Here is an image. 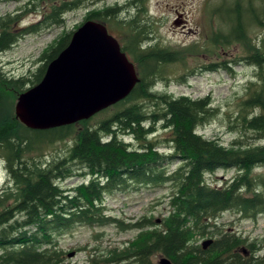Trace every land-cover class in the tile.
Instances as JSON below:
<instances>
[{
    "label": "trees",
    "instance_id": "obj_1",
    "mask_svg": "<svg viewBox=\"0 0 264 264\" xmlns=\"http://www.w3.org/2000/svg\"><path fill=\"white\" fill-rule=\"evenodd\" d=\"M104 1L32 0L45 3L37 22L21 27L19 14L0 19L1 56L24 36L64 28L67 14L82 11L83 21L75 29L91 20L123 32L122 51L131 57L139 78L127 98L92 118L33 131L15 117V101L27 85L41 81L46 65L68 45L72 31L63 30L43 50L41 64L30 77H9L0 70V160L7 177L0 189V264H70L69 253L56 237L77 225L137 232L124 247L93 256L89 264H154V257L171 264H264V241H251L216 224L226 212L241 220L264 216V176L254 174L264 167V0H221L210 12L223 20L225 29L210 34L207 47L172 49L151 38L144 0H136L138 8L134 1L94 8ZM254 28L259 32L252 38ZM234 46L239 53L231 62L254 72L236 104L235 125H228L240 137L224 145L197 132L218 114L209 96H173L155 91V83L167 81L168 67L185 66L188 56L205 52L218 61L219 50ZM229 63L203 68L230 72ZM183 80L181 75L176 82ZM225 116L231 122V116ZM159 130L164 137L158 139ZM245 134H250V142L243 140ZM64 142L63 156L41 160L43 149ZM173 163L175 169L168 172ZM229 169L236 171L230 180L207 182V175ZM74 176L81 182L63 187L61 183ZM164 184L172 192L160 219L125 223L105 206L108 195ZM205 237L214 239L203 250L198 241Z\"/></svg>",
    "mask_w": 264,
    "mask_h": 264
},
{
    "label": "rangeland",
    "instance_id": "obj_2",
    "mask_svg": "<svg viewBox=\"0 0 264 264\" xmlns=\"http://www.w3.org/2000/svg\"><path fill=\"white\" fill-rule=\"evenodd\" d=\"M32 0H8L0 2V19L8 15L19 14L20 26L25 27L37 22L45 11V3L31 4ZM128 1L136 0H105L94 8L101 6H112L117 3L119 6ZM221 0H144L146 22L152 33L151 38L162 47L181 48L191 44H197L204 48L208 46L207 37L215 31L224 30L223 20L211 14V9L217 6ZM135 12L137 9L134 8ZM65 26L41 30L39 33L24 36L10 50L0 56V68L9 77H30L36 68L41 64L39 58L43 52L64 30L74 31L75 26L83 21V12L76 11L65 16ZM107 31L119 43L121 49L125 38L123 32L112 24H104ZM250 37L258 34L259 30L254 28ZM218 52V49H217ZM125 53V52H124ZM239 53L238 47H230L219 50L221 59L217 61L214 54L199 52L188 56L185 59V66L182 64L168 67L167 81L155 83V91L166 92L173 96L185 95L193 99L209 96L213 106L218 108V114L206 126L197 130L199 135L210 139H219L224 145H228L235 138L240 137L236 130H229V126L235 125V109L240 98L244 96L245 83L253 74V69L235 61V54ZM126 54V53H125ZM126 56L131 61V57ZM230 62L228 66L231 71L216 69L213 72L206 71L203 67L213 66L214 63L222 61ZM132 62V61H131ZM133 63V62H132ZM183 75V82H176L179 76ZM36 86V85H33ZM27 85V89L33 87ZM25 87V88H26ZM25 89V91L27 90ZM23 91V92H25ZM16 102V101H15ZM146 107L148 104H145ZM98 115L92 120V124L107 116ZM230 115V121L225 115ZM250 134L243 135V140L250 142ZM156 137L163 138L164 133L159 130ZM126 140V139H125ZM126 141H130L129 139ZM67 142L55 143L43 149L42 161L52 157L63 156ZM38 156V154H37ZM1 162V161H0ZM176 163L170 165L168 172L175 169ZM236 171L217 170L214 174L207 175V182L222 183L234 177ZM254 174L264 176V167L254 170ZM81 177L74 176L61 184L68 188L81 182ZM7 177L3 164H0V189L6 184ZM172 192L169 184L161 186L131 188L122 193H114L105 197V206L109 213L125 223H133L142 217L160 219L167 212L168 197ZM217 227L223 231H236L242 237L249 240L264 241V216H258L256 220H241L233 212H226L216 220ZM137 232L129 230L121 232L114 226L88 227L77 225L68 230L62 231L56 241L61 249L73 254L67 260L70 264H89L91 257H102L108 251L121 249L126 243L135 238ZM214 237H205L203 241ZM158 257L153 258V263L158 264ZM124 264H134L127 262Z\"/></svg>",
    "mask_w": 264,
    "mask_h": 264
},
{
    "label": "water",
    "instance_id": "obj_3",
    "mask_svg": "<svg viewBox=\"0 0 264 264\" xmlns=\"http://www.w3.org/2000/svg\"><path fill=\"white\" fill-rule=\"evenodd\" d=\"M138 82L135 66L117 40L104 25L88 20L46 65L41 81L18 95L14 115L35 131L74 125L123 101ZM211 243L203 241L202 249ZM158 264L171 263L160 258Z\"/></svg>",
    "mask_w": 264,
    "mask_h": 264
},
{
    "label": "bare ground",
    "instance_id": "obj_4",
    "mask_svg": "<svg viewBox=\"0 0 264 264\" xmlns=\"http://www.w3.org/2000/svg\"><path fill=\"white\" fill-rule=\"evenodd\" d=\"M97 23V22H96ZM99 24H101V23H99ZM103 25V24H102ZM105 26V25H104ZM114 38V37H113ZM115 39V38H114ZM116 40V39H115ZM107 47V46H106ZM121 48V47H120ZM122 50V49H121ZM22 124V123H21ZM23 125V124H22ZM24 127H26L25 125H23ZM27 128V127H26ZM27 129H29V128H27ZM31 130V129H30ZM33 131H35V130H33Z\"/></svg>",
    "mask_w": 264,
    "mask_h": 264
},
{
    "label": "clouds",
    "instance_id": "obj_5",
    "mask_svg": "<svg viewBox=\"0 0 264 264\" xmlns=\"http://www.w3.org/2000/svg\"><path fill=\"white\" fill-rule=\"evenodd\" d=\"M0 164H2V162H0Z\"/></svg>",
    "mask_w": 264,
    "mask_h": 264
}]
</instances>
